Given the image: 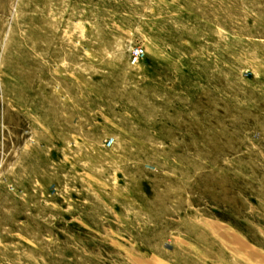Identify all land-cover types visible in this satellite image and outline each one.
Listing matches in <instances>:
<instances>
[{
	"label": "rangeland",
	"instance_id": "obj_1",
	"mask_svg": "<svg viewBox=\"0 0 264 264\" xmlns=\"http://www.w3.org/2000/svg\"><path fill=\"white\" fill-rule=\"evenodd\" d=\"M0 264H264V0H0Z\"/></svg>",
	"mask_w": 264,
	"mask_h": 264
},
{
	"label": "built area",
	"instance_id": "obj_2",
	"mask_svg": "<svg viewBox=\"0 0 264 264\" xmlns=\"http://www.w3.org/2000/svg\"><path fill=\"white\" fill-rule=\"evenodd\" d=\"M135 54H136V55L134 56V58H136V57H137V55H138V52H137V51H135Z\"/></svg>",
	"mask_w": 264,
	"mask_h": 264
}]
</instances>
